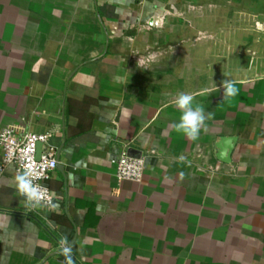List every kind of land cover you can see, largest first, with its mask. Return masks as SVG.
Segmentation results:
<instances>
[{"label":"crops","instance_id":"1","mask_svg":"<svg viewBox=\"0 0 264 264\" xmlns=\"http://www.w3.org/2000/svg\"><path fill=\"white\" fill-rule=\"evenodd\" d=\"M263 28L264 0H0V131L51 136L60 205L29 212L0 145V264H264ZM179 92L213 113L195 141Z\"/></svg>","mask_w":264,"mask_h":264},{"label":"built area","instance_id":"2","mask_svg":"<svg viewBox=\"0 0 264 264\" xmlns=\"http://www.w3.org/2000/svg\"><path fill=\"white\" fill-rule=\"evenodd\" d=\"M264 31V28L262 29ZM42 144L40 158L37 157L38 146ZM0 145L3 149V159L1 169L14 166L19 174L26 169H31L35 173L34 183L41 185L48 197L55 202L54 195L47 184L51 173L59 166L58 150L52 143L49 134L38 132H27L19 135L15 130L4 128L0 131ZM116 177L119 182L134 181L142 182L145 179L147 168V157L131 156L125 150L116 160ZM28 208L29 212L38 210H49L46 206L35 209ZM67 244L62 242L60 247L63 249Z\"/></svg>","mask_w":264,"mask_h":264},{"label":"clouds","instance_id":"3","mask_svg":"<svg viewBox=\"0 0 264 264\" xmlns=\"http://www.w3.org/2000/svg\"><path fill=\"white\" fill-rule=\"evenodd\" d=\"M220 87L223 90L225 99H231L238 95L239 89L236 82L231 79L221 81ZM194 101L195 95L186 92L177 93L173 101L180 112L179 120L173 124V128L192 141L199 138L201 130L206 127V121L213 116V113L205 111L203 105L194 104ZM177 159L183 163L186 157L181 155ZM180 175L182 177L183 173ZM34 178V171L26 169L23 173L16 175L14 179L15 187L18 193L25 198L26 206L32 209L46 206L49 210L58 212L60 209L59 203L53 202L52 198L47 196L43 187L34 183ZM70 179L74 180L75 178L70 177ZM62 254L65 256V264H73L70 246H65L62 249Z\"/></svg>","mask_w":264,"mask_h":264},{"label":"water","instance_id":"4","mask_svg":"<svg viewBox=\"0 0 264 264\" xmlns=\"http://www.w3.org/2000/svg\"><path fill=\"white\" fill-rule=\"evenodd\" d=\"M237 141V137L231 136V137H223L217 142V157L219 160L223 162H230L232 158V152L234 150L235 144ZM42 152V144H39L38 146V152L37 157L40 158ZM129 154L131 156H137L140 157L141 153L135 149H130Z\"/></svg>","mask_w":264,"mask_h":264}]
</instances>
